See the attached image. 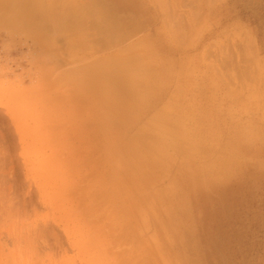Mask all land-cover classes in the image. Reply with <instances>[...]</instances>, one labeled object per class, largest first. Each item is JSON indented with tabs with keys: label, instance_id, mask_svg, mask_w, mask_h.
Wrapping results in <instances>:
<instances>
[{
	"label": "rangeland",
	"instance_id": "1",
	"mask_svg": "<svg viewBox=\"0 0 264 264\" xmlns=\"http://www.w3.org/2000/svg\"><path fill=\"white\" fill-rule=\"evenodd\" d=\"M105 64L138 104L90 100ZM165 104L185 136L115 178ZM0 264H264V0L0 2Z\"/></svg>",
	"mask_w": 264,
	"mask_h": 264
},
{
	"label": "bare ground",
	"instance_id": "2",
	"mask_svg": "<svg viewBox=\"0 0 264 264\" xmlns=\"http://www.w3.org/2000/svg\"><path fill=\"white\" fill-rule=\"evenodd\" d=\"M2 1H5V0H0V2ZM74 6H77L75 8L77 10H80L78 5L75 4ZM23 20H27V19H23ZM22 21L17 22L15 20L17 24L24 23ZM102 23L105 24L106 23L105 20H103ZM105 25L107 26V24ZM107 27H111V26L108 25ZM137 60L134 59V62ZM130 68H131L130 65H119L118 64V66H116V65H111V64H105L99 67L98 70H94L92 74L87 75L88 81L86 83L92 84L90 88L95 93V97L92 96L94 94L90 95L91 97L90 100L91 99L93 100V98L99 100V104L105 105L106 109L109 111L108 114L110 115L112 113H121L123 112L125 108L128 107V101L125 100V97L127 96L126 89H132L134 91L132 101H136V104H138L141 97H139L140 93H138V91L136 90L137 82L140 79L141 80L146 79V78L149 79L150 78L149 76L151 75H149L148 77H144V76L141 77V75L138 72L133 73V71ZM178 87H179V84H178ZM178 87L176 86V89ZM167 108H168V105L165 104V109H163L164 111H161V112L158 111L159 112L157 114V118L159 117L158 120H156L155 118L153 121L150 122L151 124L149 125V127L146 128L147 131L148 130L150 131L151 138L150 140L146 141L145 145L142 148L131 146L129 144L124 145L122 148H120L119 146L115 148L116 149L115 156H114L115 167L112 173L115 178L118 177L119 174L122 172L121 171V168H122L124 169L123 171H125V174L128 175V178L129 179L132 178L131 181L133 180L135 181L136 179L137 180L143 179L142 178L143 173L149 170L153 165H155V163L160 162L162 160L161 158L163 156V150H164L162 146L164 147V144L167 141H173L176 139L179 140V137L183 138V136L181 135L185 136V133L180 134L178 136L177 134L179 132L173 133L168 130V127L166 126V124L170 122L176 123V121L174 119H171L172 114H170L166 110ZM105 116H103L105 117L104 119H106L104 121L107 122L108 121L107 115ZM105 124H108V123L104 122V127H105ZM104 127H103V130L106 131ZM116 142L118 141L116 140ZM41 165L43 164L38 165V169L40 168ZM36 238H42L43 240H45L48 243L47 249L50 251L56 250L58 248H63L62 243H61V238L60 236H58V234L55 233V229L53 228L51 224H46L37 233L35 232L34 236H31V234L29 233L27 237H25L24 239L22 238L23 239L22 241L18 237H16L15 239L13 238V243L17 245L18 243L22 242L24 244L30 245V243H32L34 239Z\"/></svg>",
	"mask_w": 264,
	"mask_h": 264
}]
</instances>
